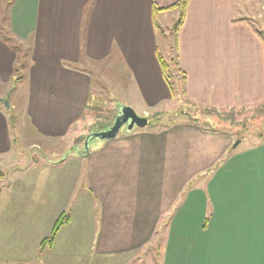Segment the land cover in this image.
<instances>
[{
    "label": "crops",
    "instance_id": "1",
    "mask_svg": "<svg viewBox=\"0 0 264 264\" xmlns=\"http://www.w3.org/2000/svg\"><path fill=\"white\" fill-rule=\"evenodd\" d=\"M176 1L9 0L7 31L31 47L23 89L32 132L62 137L83 114L91 76L82 61L123 76L127 84L110 81V88L125 90L122 103L141 114L167 102L158 17L173 11L177 20L181 6L167 8ZM239 2L246 12L250 2ZM233 4L184 2L173 49L184 98L193 103L217 109L264 104V40L257 21L248 13L236 16ZM1 42L0 84L10 83L14 71ZM130 91L141 101L130 99ZM10 118L0 107V264L86 256V248L92 264H129L149 248L163 220L159 264H264V136L232 145L233 135L187 120L161 130L147 123L90 142L84 153H66L59 162L34 157L22 166L10 161L22 149ZM217 163L203 182L183 191L189 179ZM79 179L81 201L73 200ZM61 211L68 223L39 252Z\"/></svg>",
    "mask_w": 264,
    "mask_h": 264
},
{
    "label": "rangeland",
    "instance_id": "2",
    "mask_svg": "<svg viewBox=\"0 0 264 264\" xmlns=\"http://www.w3.org/2000/svg\"><path fill=\"white\" fill-rule=\"evenodd\" d=\"M8 1L9 0H0V41H2L1 44H4L7 48V53L5 54L6 64L7 66L11 64L14 71L12 72L13 78L10 80V83L7 80V82L0 84V107L6 108L9 111L12 134L15 132L16 136L14 137L17 141L16 145L22 148L20 149L21 152L16 154L15 160L12 157L10 161L18 164L21 163L23 166L25 163L31 162L34 157L40 159L39 161H43L45 158L42 159L41 157L46 156L50 160H57L59 162V158L63 155L66 156V153H69V156L76 155L78 150H81V152L84 153V139L86 136L91 132L102 129L103 126H105V128L110 126L118 111L119 105L123 104L122 102L125 101L127 97L125 90L114 87L111 89L110 81L113 83H121L122 85L127 84V82L118 72H110L108 69L104 70L103 66H100L98 63L91 62L88 64L86 61L87 64H85L84 61H82L81 67L87 69L91 76L90 98L83 114L80 115L76 121L71 122L62 137L46 139L45 137L42 138L33 133L32 131H35V129L33 126V130L31 129L30 122L26 115L23 89V85H25L24 82L28 80V75L33 63L31 58V47L30 42L26 40L18 41L14 38L13 41H11V38H7L5 41L2 39L1 34L11 36L9 33L7 34L6 28V8L9 5ZM238 2L239 0H234L232 12L236 16L244 15V17L248 13V19L253 22V24L257 21V29L261 31L264 40V0H247V2L250 3L246 7V12L245 10L238 9L243 8L240 2ZM173 14L174 12L170 11L165 13L162 17H158L161 25V32L158 37L159 51L164 59L170 62L169 77L173 84L172 90L169 87L171 90L170 99L167 102L161 101L157 106L149 107V109L147 108L148 110L146 114H141L140 108L139 110L135 109V112L139 115L146 116L148 119V125H150L149 129L153 130H161L162 128L168 127L181 120L189 121L185 116V113H188L189 115L199 118L200 121L208 120L211 124L220 129L219 132L221 133L233 135L235 140L232 145H236L237 141L244 137L247 139L245 142L247 144L248 141H256L262 138L264 136V104L253 108L235 107L229 109H217L207 105H199L184 98L182 86L183 72L177 67L176 53L173 49L175 44V32L173 26L176 21ZM12 45L17 46L19 50H15ZM19 63H21L22 66H18L17 64ZM21 85L22 88H20ZM128 92L129 91L127 90V93ZM129 94L130 99L141 101V96L138 92L130 91ZM4 99L8 101V106L4 105L2 101ZM203 129L211 130L209 128ZM126 131L123 126L120 128L119 133L121 132V134H123ZM98 140L100 139H92L90 141L91 144L90 142L89 144H96ZM242 145H244V143H241V146ZM5 171L6 166L2 169V172ZM206 175L207 172L205 170L196 174V176L188 180V182L193 180L192 185L189 187L193 186L195 184L194 182L197 184L200 181L203 182ZM1 183L2 180L0 179V185ZM186 184L183 186V191L189 188L185 189ZM82 186L83 184L79 179L74 186L73 200L75 195V199L81 201L80 195L84 188H82ZM163 223L164 220L161 221L158 230L154 232L149 248L145 250L143 249L144 251L140 250V255L136 258L134 257L135 259L129 262V264H159L158 258L160 257L164 238ZM85 251L86 256L75 255L63 257L60 255L59 257L54 258L49 257L47 262L44 258H39L31 264H73V261L77 259H85V264H92V256L88 253V248H86Z\"/></svg>",
    "mask_w": 264,
    "mask_h": 264
},
{
    "label": "trees",
    "instance_id": "3",
    "mask_svg": "<svg viewBox=\"0 0 264 264\" xmlns=\"http://www.w3.org/2000/svg\"><path fill=\"white\" fill-rule=\"evenodd\" d=\"M184 2H185V0H178V1L174 2L173 4H171L170 6L167 7V8H171V7H175V6H181V12H180L179 17L177 18V20L175 21V24H174V26H173V27H174V29H173L174 32H175L177 26L180 24V22H181V20H182V15H183V5H184ZM158 9H163V8H158ZM8 33H9V32L7 31V34H8ZM1 37H2V39L5 40V41L7 40V38H8V39L11 38V41H13V37H11V36L1 34ZM12 46H13V48H14L15 50H17V49L19 50V48H18L17 46H15V45H12ZM158 60H159V63H160V65H161V68H162L163 76H164V78H165L167 84L169 85V87H170L171 90H172V88H173V84H172V82L170 81V77H169V75H170V74H169V66H170V62H168L166 59H164V57H163L161 54H158ZM174 60H175V59H174ZM17 65H18V66H19V65L22 66L21 63H19V64H17ZM182 75H184V74L182 73ZM185 116L187 117V119H188L189 121H191V122H193V123H197V124H199V125H200L201 127H203V128H209V129H211V130H218V131H220V129H218L217 127H215V126H214L213 124H211V122H209L208 120H207V121H206V120H202V121H200L199 118H197V117H195V116H192V115H189L188 113H185ZM103 128H105V126H103ZM103 128H102V129H103ZM222 131H223V130H222ZM231 148H232V146H231ZM227 154H228V152H227L225 155H227ZM217 166H218V163L215 164L213 167H211V168L205 170V171L207 172V174H209V173H211V172H212ZM192 182H193V180H191L190 182H188V183L186 184L185 189H187L190 185H192ZM178 203H179V201L175 203V205L173 206L172 209H174L175 207H177ZM68 221H69V214H68L66 211H61V212L57 215L56 219L54 220V222H53V224H52V227H51L49 233H48L46 236H44V237L40 240V242H39V252L42 251V250H44L45 248H49V247L51 246V244H52L53 240L55 239V236H56L57 232L59 231V229H60L63 225H65L66 223H68Z\"/></svg>",
    "mask_w": 264,
    "mask_h": 264
},
{
    "label": "water",
    "instance_id": "4",
    "mask_svg": "<svg viewBox=\"0 0 264 264\" xmlns=\"http://www.w3.org/2000/svg\"><path fill=\"white\" fill-rule=\"evenodd\" d=\"M2 101L5 106H8L7 100L4 99ZM147 123L148 119L146 116L137 114L130 105L120 104L110 126L91 132L86 136V138L84 139V151H87L88 144L92 139L113 138L123 126L124 130H131L134 126L143 127Z\"/></svg>",
    "mask_w": 264,
    "mask_h": 264
}]
</instances>
